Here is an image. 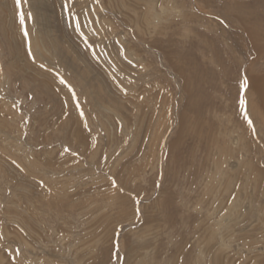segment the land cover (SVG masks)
Masks as SVG:
<instances>
[{
    "label": "rangeland",
    "instance_id": "rangeland-1",
    "mask_svg": "<svg viewBox=\"0 0 264 264\" xmlns=\"http://www.w3.org/2000/svg\"><path fill=\"white\" fill-rule=\"evenodd\" d=\"M256 43L264 0H0V264H264Z\"/></svg>",
    "mask_w": 264,
    "mask_h": 264
},
{
    "label": "snow or ice",
    "instance_id": "snow-or-ice-1",
    "mask_svg": "<svg viewBox=\"0 0 264 264\" xmlns=\"http://www.w3.org/2000/svg\"><path fill=\"white\" fill-rule=\"evenodd\" d=\"M16 4H17V5H20V4H21V0H16ZM19 19H20V25L23 26V36H24L25 38H28V37H29V31H28V28H27V26H26V18H25V14H24L22 11L20 12ZM79 27H80V25H79V23H77V28H79ZM29 51H30V45H29ZM60 83H61V84H65L66 81H65L63 78H61ZM242 86H243L244 89H246V88L248 87V80H247L246 77H245L244 80H243V85H242ZM125 93H127V90H126V89H125ZM71 94H72L73 97H75L76 94H75V90H74V89H71ZM141 99H142V97H141ZM68 102H69V101H65V104H67ZM239 107H240L241 110L243 111L244 119H245V121L247 122L249 128L251 129L252 133L255 134L256 131H257V129H256L254 123H253V120L251 119V117H250V115H249V113H248V111H247V101H246V99H245L243 96H241L240 99H239ZM75 108H76V110L78 111L79 116H80L81 118H83V127H84L86 130H88L89 132H91V129L89 128V125H88L87 119L85 118L84 110H83V108L80 106L78 99H77V103H76V105H75ZM25 135H27V133H25ZM65 151H69V150H68V149H65ZM40 183H41V185H42V184H43V181H41ZM111 184H112V186H114V187L116 186V181H115V179H112V180H111ZM121 190H122V189H121ZM137 211H139V209H137ZM117 235H118V234H117ZM117 247H118V241H117ZM16 251H19V249H17Z\"/></svg>",
    "mask_w": 264,
    "mask_h": 264
},
{
    "label": "bare ground",
    "instance_id": "bare-ground-1",
    "mask_svg": "<svg viewBox=\"0 0 264 264\" xmlns=\"http://www.w3.org/2000/svg\"><path fill=\"white\" fill-rule=\"evenodd\" d=\"M251 46V45H250ZM254 47V48H253ZM253 49H254V53H255V55H256V57L258 58L263 52H264V47H260V45H257V43H256V46L253 44ZM245 50H248V52H249V55H251L253 52H252V50L250 49V48H248V49H246L245 48ZM250 52H252L251 54H250ZM260 82H263V80H259ZM259 81H258V79L257 78H251V85H252V88L255 90V91H258L260 94H259V97H260V100L259 101H261V97H263V99H264V86H260L259 85ZM261 104H263L264 105V100L261 102ZM236 143H238V145H241V143H242V138H241V136L239 137V139L238 140H236ZM236 145V144H235ZM243 162H241V161H238V164L236 165V164H232V166H230V168L229 167H227V165H225V169H226V172L227 173H229V171L230 170H234V169H237L238 168V165L240 166L241 164H242ZM227 164V163H226ZM230 165V164H229ZM236 165V166H235ZM243 165V164H242ZM223 167H218V170L219 169H222ZM223 177L224 178H229L228 177V175L227 174H224L223 175ZM215 178H216V176H215ZM224 178H222V179H224ZM227 186H232V183H231V181L229 180V182H228V185ZM229 187V188H230ZM240 207V206H239ZM238 207V208H239ZM236 209H237V205L236 204H234L233 205V207L230 209V211L231 212H236ZM228 218V217H227ZM229 221V220H228ZM222 222V221H221ZM221 222H219L220 224H221ZM217 223V222H216ZM219 223H217V224H219ZM225 223V222H224ZM228 225V224H227ZM226 224L223 226V228H222V226H221V232H223V231H226L227 230V228H229L228 226H227ZM215 231H218V234H220L219 232V229H217L216 228V230ZM226 233V232H225ZM223 241V240H222ZM221 247V246H220ZM219 249V248H218Z\"/></svg>",
    "mask_w": 264,
    "mask_h": 264
}]
</instances>
